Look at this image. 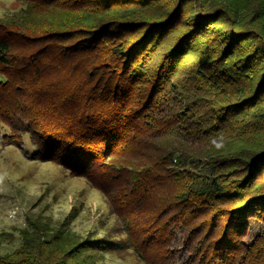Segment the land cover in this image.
<instances>
[{
  "label": "trees",
  "instance_id": "16d2710c",
  "mask_svg": "<svg viewBox=\"0 0 264 264\" xmlns=\"http://www.w3.org/2000/svg\"><path fill=\"white\" fill-rule=\"evenodd\" d=\"M34 1L64 10L72 24L39 35L18 21L0 25V74L35 97L49 67L82 55L94 80L80 112L23 130L39 132V157L88 170L98 159L108 165L129 137L149 144L154 162L145 179L121 170L131 187L118 188L120 203L107 180L88 177L125 241L86 237L50 260L43 247L61 238L41 232L0 264L122 250L143 264H264V231L244 240L252 217L264 222V0ZM75 89L68 85L61 107ZM159 188L168 192L147 207Z\"/></svg>",
  "mask_w": 264,
  "mask_h": 264
},
{
  "label": "rangeland",
  "instance_id": "374dc122",
  "mask_svg": "<svg viewBox=\"0 0 264 264\" xmlns=\"http://www.w3.org/2000/svg\"><path fill=\"white\" fill-rule=\"evenodd\" d=\"M25 1L0 0L2 29L9 28L10 22L18 21L26 32L39 35L55 28L62 30L72 24L64 10L42 7L36 1L27 4ZM16 49L22 51L24 47L17 46ZM81 57L63 59L49 67L36 81L42 88L34 94L35 97L29 92L18 91L16 79L0 74L3 85L0 93V261L19 250L23 240L38 236L41 232H46L47 237L56 233L61 238L60 244L43 247L46 250L44 256L50 260L61 258L67 249L86 237L97 239L114 236L113 239L122 242L126 239L123 233H112L117 223L116 217L110 211L106 196L88 177L100 184L107 180L104 182L105 188L120 203L118 188L129 192L131 187V181L125 182L127 176H121V170L137 173L141 179H145L144 168L154 162L152 147L149 150V144L128 137L108 165L106 162L100 164L98 159L87 170L57 161H43L39 157L38 144H42L39 132L23 133L30 127L33 130H39V126L48 127L66 109L71 114L80 112L84 90L94 82H89L85 77L91 66L78 63ZM96 59L88 58L90 62ZM69 84H74V89L76 86V89H80L72 91L75 95L66 104L67 107H61V97L69 94ZM54 104L62 109L54 110ZM172 164H175L174 161ZM173 168L168 165V170ZM112 172L118 177L110 181ZM167 192L168 189L159 188L152 195H147L150 197L146 201L147 207L149 202H158ZM263 223L252 217L244 240L250 242L263 232ZM64 264L143 263L131 250H122L88 252Z\"/></svg>",
  "mask_w": 264,
  "mask_h": 264
}]
</instances>
